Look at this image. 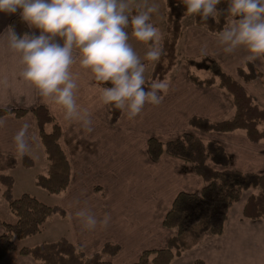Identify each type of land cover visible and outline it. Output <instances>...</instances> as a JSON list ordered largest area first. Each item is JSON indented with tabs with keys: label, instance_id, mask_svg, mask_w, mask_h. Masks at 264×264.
I'll use <instances>...</instances> for the list:
<instances>
[{
	"label": "crops",
	"instance_id": "crops-1",
	"mask_svg": "<svg viewBox=\"0 0 264 264\" xmlns=\"http://www.w3.org/2000/svg\"><path fill=\"white\" fill-rule=\"evenodd\" d=\"M13 17L20 18L19 11L15 14L0 12V35ZM183 29V37L177 45L180 59L166 79L170 82L167 95L159 106L146 104L135 119H129L122 112L118 122L112 125L109 106L100 100V91L107 86L94 81L87 70L78 66L73 69L78 77V103L91 114L92 133L83 131L78 123L64 120L60 106L45 100L36 89L22 81L18 58L8 51L6 40L0 38V109L31 110L39 105L47 106L61 126V144L71 163V182L67 190L50 194L37 186L35 177L47 172L48 160L37 134L34 115L0 117L5 122L0 127V153L14 156L19 161L15 168L7 171L15 179L14 196L29 193L43 203L60 206L65 211V216L54 214L47 219L37 234L45 237L34 238L35 235L17 240L20 247H33L65 236L85 254L92 255L104 244L113 243L120 246L117 255L107 257L113 264H134L143 251L165 248L174 234L164 226L173 201L180 192H199L204 182L189 163L177 157L164 154L153 160L148 152L150 138L166 142L188 132L206 141L216 140L230 157L229 168L264 173L263 141H250L242 130L202 132L190 125L193 117L210 121L231 118L234 109L223 90L201 87L190 80L186 57L207 55L214 58L264 108L262 82L259 79L245 82L237 74V69L246 63V49L225 55L217 45L215 33L195 25L193 20L188 24L183 22ZM28 31L39 35V30L28 28ZM254 64L261 69L263 58ZM25 123L34 137L32 151L26 155L33 160L31 167L23 165L12 142ZM18 185L21 190L16 192ZM250 193L245 192L232 207L222 235L204 234L197 246L171 264H194L197 260L204 264H264V219L254 220L243 215ZM80 208H88L97 218L109 213L111 222L107 228L97 225L95 230L88 231L75 217ZM15 221L16 216L9 222ZM3 232L4 228L0 226V234ZM0 264L36 262L31 256L12 251L0 260Z\"/></svg>",
	"mask_w": 264,
	"mask_h": 264
},
{
	"label": "trees",
	"instance_id": "trees-1",
	"mask_svg": "<svg viewBox=\"0 0 264 264\" xmlns=\"http://www.w3.org/2000/svg\"><path fill=\"white\" fill-rule=\"evenodd\" d=\"M166 35L163 39L164 54L156 62L151 74L153 80H166L174 69L179 54L177 45L183 37V19L188 15L180 0H166ZM219 8L227 7V0H221ZM230 18L221 16L219 21L209 19L202 22L199 16L193 22L199 27L217 34L222 31ZM9 25H14L18 33L28 31L19 17H13ZM189 66V78L201 87H217L230 99L234 113L231 118L210 121L193 117L190 125L202 132L229 133L237 130L245 132L252 142H264V108L248 93L244 85L223 70L212 57H186ZM264 64V58H263ZM197 71H207L209 75L201 78ZM238 76L245 82L261 79L264 86V74L254 64L246 62L237 69ZM105 85V84H104ZM110 86V85H105ZM32 113L35 117L37 134L48 160L47 172L35 177V184L50 194H60L67 190L71 182V163L61 144L62 129L50 110L39 105L31 110L0 109V117L13 114L23 117ZM122 111L109 106L110 123L116 124ZM51 129L48 130L47 126ZM148 152L153 160L168 154L189 163L193 171L202 178L204 185L199 192H180L165 216L164 226L174 231L167 246L162 249L145 250L134 264H171L186 251L197 246L204 234L220 236L232 207L243 194L250 191L243 208V215L249 219H264V173L243 172L229 168L230 157L216 140H204L185 132L178 138L162 142L156 138L148 140ZM24 166L31 167L33 160L23 156ZM19 161L11 155L0 153V192L7 201L10 210L16 216L14 223L0 219L4 232L0 234V260L9 252L31 256L36 264H113L107 257H114L120 246L106 243L96 253L87 255L78 249L67 237L55 241L43 242L33 247H20L17 240L32 237L40 233L49 217L54 214L65 216V211L57 205L43 203L35 196L24 193L15 197L13 193L15 179L7 173L15 168ZM194 264H204L197 260Z\"/></svg>",
	"mask_w": 264,
	"mask_h": 264
},
{
	"label": "clouds",
	"instance_id": "clouds-1",
	"mask_svg": "<svg viewBox=\"0 0 264 264\" xmlns=\"http://www.w3.org/2000/svg\"><path fill=\"white\" fill-rule=\"evenodd\" d=\"M190 16L202 22L230 19L216 34V42L225 55L244 48L248 63L264 58V0H180ZM28 28L39 30L20 34L8 25L0 38L21 65L19 77L39 95L62 109L63 118L78 123L87 133L94 131L91 114L78 103V77L75 67L87 70L94 81L110 85L100 91L104 105L138 117L146 104L159 106L170 89L167 80L146 85L144 61L159 62L164 54L163 33L152 22L159 5L143 0H0V12L15 14ZM129 29L131 30L129 32ZM132 39L149 45L143 58L134 50ZM6 84L7 81H4ZM0 119V127L4 126ZM30 126L25 123L12 138L17 155L32 151ZM75 217L88 230L97 225L107 228L109 213L97 218L88 208H80Z\"/></svg>",
	"mask_w": 264,
	"mask_h": 264
},
{
	"label": "rangeland",
	"instance_id": "rangeland-1",
	"mask_svg": "<svg viewBox=\"0 0 264 264\" xmlns=\"http://www.w3.org/2000/svg\"><path fill=\"white\" fill-rule=\"evenodd\" d=\"M137 3L142 5L143 4V0H137ZM148 3L149 4L155 3V4H158L159 5V11H158V13L152 14L151 22L156 27H158L161 30V32L163 33V37H164L166 35V32H167L166 31V28H167V22H166L167 2H166V0H148ZM193 17L194 16L187 15L183 19L182 22H184L185 24L192 23ZM130 31L131 30L129 29V32ZM130 42L132 43V45L134 47V50L137 52V54L143 60V58H144V56H145V54H146V52L148 50L149 45L144 44V43H141V42H138V41H136L134 39H132ZM179 59L180 58L178 57V60ZM144 63L146 64L145 77H146V82H147V81H149L151 79V74H152V71L154 69V65H155L156 62L144 61ZM178 66H180V65H178ZM179 68L180 67H178V69ZM260 70L264 74V64H263V66L261 67ZM201 74L204 75L205 77H207L209 75V72H207V71H200V72L197 73L198 76H202ZM202 78H204V77H202ZM259 80L261 81L260 78H259ZM17 176H19V175L17 174ZM19 185L17 187V191L16 192H18V191L21 190L20 187H19ZM14 218H15L14 213L10 210L7 201L5 200V198L0 193V219L3 220V221L9 222V221H11ZM40 236L45 237V235H37L34 238H39ZM28 240H31V239H28Z\"/></svg>",
	"mask_w": 264,
	"mask_h": 264
}]
</instances>
